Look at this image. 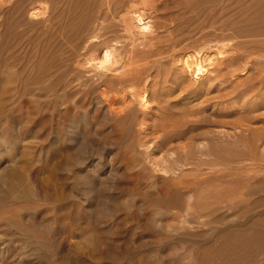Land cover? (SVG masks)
Instances as JSON below:
<instances>
[{"label":"rangeland","instance_id":"rangeland-1","mask_svg":"<svg viewBox=\"0 0 264 264\" xmlns=\"http://www.w3.org/2000/svg\"><path fill=\"white\" fill-rule=\"evenodd\" d=\"M262 1L0 0V264H264Z\"/></svg>","mask_w":264,"mask_h":264},{"label":"bare ground","instance_id":"bare-ground-1","mask_svg":"<svg viewBox=\"0 0 264 264\" xmlns=\"http://www.w3.org/2000/svg\"><path fill=\"white\" fill-rule=\"evenodd\" d=\"M112 2V1H111ZM132 2V1H131ZM258 4V3H257ZM260 4H264V0L260 3ZM262 6V5H261ZM34 9H36V8H34ZM139 9V8H138ZM33 10V9H32ZM37 10V9H36ZM35 10V11H36ZM31 12V11H30ZM34 16L35 14L34 13H32L31 12V16ZM258 17V16H257ZM129 18V17H128ZM131 18V17H130ZM134 20V19H133ZM142 28V27H141ZM142 31V30H141ZM219 42H220V40H219ZM222 43V42H221ZM213 44V43H212ZM202 46H204V45H202ZM210 46V45H209ZM209 46H207V44L205 45V47L204 48H201V50L199 49L198 50V52L197 53H194L193 55H187V56H185L183 59H181V63H182V68H183V71L187 74V75H189V76H191L192 78H202V77H204V76H208L209 74H211L212 72H218L221 68H223L222 67V65H228L229 63H232L233 62V59L234 58H236V57H239V53L240 52H238V49H241V48H239L238 47V49H235L236 50V52H235V55H236V57L235 56H233V57H229V55L227 56V57H225L224 59H223V53H222V51H221V56H222V59H219L218 58V64H216V65H214L213 67V69L212 70H209L206 66H207V64H208V66H209V64L211 65L212 64V59H211V57H210V51L211 50H208V48H210ZM219 47V46H218ZM231 47V46H230ZM230 47H229V49H230ZM225 48V47H224ZM221 49V48H220ZM228 49V48H227ZM233 49V48H232ZM218 50V49H217ZM221 50H224L223 48L221 49ZM234 51V50H233ZM264 51V50H263ZM220 51H218V53H219ZM224 52H225V50H224ZM212 53V52H211ZM250 53V52H249ZM245 54H247V53H245ZM232 55V54H231ZM234 55V54H233ZM212 56V55H211ZM217 56V55H216ZM220 56V55H219ZM246 56V55H245ZM183 57V56H182ZM244 57V56H243ZM217 58V57H216ZM216 58L214 59V60H216ZM221 58V57H220ZM211 67V66H210ZM124 73V72H123ZM230 73V72H229ZM131 76V75H130ZM134 76V75H133ZM132 76V77H133ZM131 77V78H132ZM126 92H131V95H134V94H136V92L131 88V89H129L128 91H126ZM135 96V95H134ZM138 96V95H137Z\"/></svg>","mask_w":264,"mask_h":264}]
</instances>
